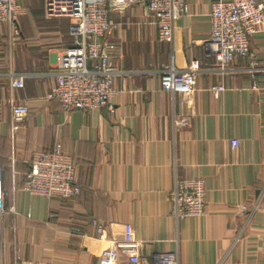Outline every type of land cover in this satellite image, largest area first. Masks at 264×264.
<instances>
[{"label": "crops", "instance_id": "obj_1", "mask_svg": "<svg viewBox=\"0 0 264 264\" xmlns=\"http://www.w3.org/2000/svg\"><path fill=\"white\" fill-rule=\"evenodd\" d=\"M211 1L188 0L189 13L174 23L169 43L157 40L143 3L127 0L110 12L117 27L106 42L115 46L113 67L125 71L114 79L112 111H65L46 99L57 58L72 45L66 18L27 13L21 3L19 37L0 27V169L9 165L15 179L7 187L5 175V203L14 212L1 223L0 264H98L125 223L142 243L145 264L163 251H175L179 264H264V87L252 88L242 71L246 58L222 72L205 57ZM250 48L264 59V28ZM192 60L199 64L193 92L161 89L165 66L183 69ZM11 74L27 75L22 87L11 86ZM218 82L225 89L211 92ZM12 101L29 108L15 133ZM57 141L77 161L75 199L21 189L32 151ZM189 177L204 181L205 211L176 221L168 192L176 179ZM93 218L104 224V238Z\"/></svg>", "mask_w": 264, "mask_h": 264}, {"label": "built area", "instance_id": "obj_2", "mask_svg": "<svg viewBox=\"0 0 264 264\" xmlns=\"http://www.w3.org/2000/svg\"><path fill=\"white\" fill-rule=\"evenodd\" d=\"M144 4L156 26V37L161 42H171L174 23L189 13L188 0H136ZM127 0H44V14L68 20V34L72 45L60 53L54 82L46 99L56 100L65 111L94 110L106 107L113 110L114 79L125 71L113 67L112 52L115 46L106 42L107 35L117 27L110 17L115 8L125 7ZM24 8L19 0H0V27L11 28L14 38L21 29L19 19ZM208 17L210 32L202 41L204 55L212 57L220 71L238 58H246L244 71L252 80V88L264 87V59L251 51L250 40L264 28V0H212ZM199 64L192 60L185 68L178 69L171 62L160 71L161 89L169 93L193 92ZM11 86L22 87L26 74H11ZM225 89L222 82L210 85L213 93ZM12 133L21 127L29 108L26 103L10 102ZM13 137V136H11ZM233 147L239 140L231 138ZM77 161L65 151L59 141L50 150L35 149L28 161V170L21 189L30 195L46 198L75 199L80 193L76 178ZM14 188H12L13 190ZM6 193L2 186L0 169V234L3 218L14 212L6 205ZM171 215L176 221L200 217L206 206V188L200 177L176 179L168 192ZM246 209L245 206L242 207ZM54 217L53 213L49 218ZM96 235L104 238L106 229L97 219H91ZM71 230L80 231L77 227ZM1 236V235H0ZM1 246V244H0ZM141 241L135 236L129 223L123 225L120 238H114L98 256V264H145L141 255ZM15 264H23L15 261ZM30 264H40L32 262ZM151 264H179L175 251L154 252Z\"/></svg>", "mask_w": 264, "mask_h": 264}, {"label": "rangeland", "instance_id": "obj_3", "mask_svg": "<svg viewBox=\"0 0 264 264\" xmlns=\"http://www.w3.org/2000/svg\"><path fill=\"white\" fill-rule=\"evenodd\" d=\"M23 5L26 7L25 11L27 13H43L44 14V9H43V1L44 0H21Z\"/></svg>", "mask_w": 264, "mask_h": 264}, {"label": "trees", "instance_id": "obj_4", "mask_svg": "<svg viewBox=\"0 0 264 264\" xmlns=\"http://www.w3.org/2000/svg\"><path fill=\"white\" fill-rule=\"evenodd\" d=\"M19 2H20V4L22 3V1L21 0H19ZM26 8V7H25ZM50 150V149H49ZM28 165V164H27ZM1 167V166H0ZM27 170H28V168L26 169V172H27ZM1 172H2V186H3V188H7V187H12L13 185H15V179L13 178V176L10 174V170H9V165H7V167L6 168H1ZM25 172V173H26ZM25 173H24V175H25ZM7 174V176H8V186L7 187H4V180H5V175ZM24 175H23V177H22V179L24 178ZM77 184L79 185V183H78V180H77ZM79 187H80V185H79ZM80 191H81V188H80ZM80 194V193H79Z\"/></svg>", "mask_w": 264, "mask_h": 264}]
</instances>
